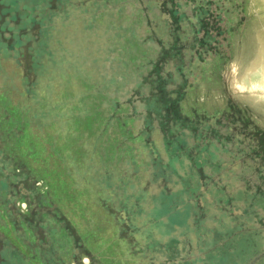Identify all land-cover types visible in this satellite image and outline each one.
Returning a JSON list of instances; mask_svg holds the SVG:
<instances>
[{
	"label": "rangeland",
	"instance_id": "374dc122",
	"mask_svg": "<svg viewBox=\"0 0 264 264\" xmlns=\"http://www.w3.org/2000/svg\"><path fill=\"white\" fill-rule=\"evenodd\" d=\"M260 5L0 0V264H264Z\"/></svg>",
	"mask_w": 264,
	"mask_h": 264
},
{
	"label": "bare ground",
	"instance_id": "6f19581e",
	"mask_svg": "<svg viewBox=\"0 0 264 264\" xmlns=\"http://www.w3.org/2000/svg\"><path fill=\"white\" fill-rule=\"evenodd\" d=\"M252 2V1H251ZM258 9L262 10V8L258 7ZM256 13V12H255ZM254 14V13H253ZM264 79V67H261L256 73L251 76V80L255 83L260 84L259 82Z\"/></svg>",
	"mask_w": 264,
	"mask_h": 264
},
{
	"label": "crops",
	"instance_id": "0c3cea01",
	"mask_svg": "<svg viewBox=\"0 0 264 264\" xmlns=\"http://www.w3.org/2000/svg\"><path fill=\"white\" fill-rule=\"evenodd\" d=\"M258 7L262 8V10H264V5H260V6H258Z\"/></svg>",
	"mask_w": 264,
	"mask_h": 264
}]
</instances>
